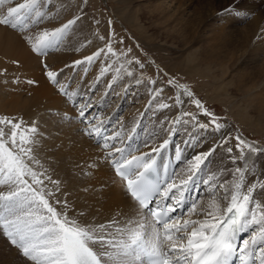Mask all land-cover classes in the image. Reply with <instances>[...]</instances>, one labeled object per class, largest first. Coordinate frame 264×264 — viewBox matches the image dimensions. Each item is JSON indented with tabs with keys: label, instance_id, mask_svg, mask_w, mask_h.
<instances>
[{
	"label": "snow or ice",
	"instance_id": "obj_1",
	"mask_svg": "<svg viewBox=\"0 0 264 264\" xmlns=\"http://www.w3.org/2000/svg\"><path fill=\"white\" fill-rule=\"evenodd\" d=\"M8 2L0 0V6ZM41 8V0H24L14 7H7L0 13V25L23 33L47 18ZM226 11L240 14L235 6ZM79 19L80 16H76L61 27L42 30L35 36L23 35L22 39L34 54L44 56L59 46L65 32ZM114 36V32L108 38L97 34V39L106 41L104 46L65 67L92 65L101 58H115L113 63H106L101 68L97 80L113 70L116 73L113 79L118 78L122 70L127 76H133L131 65L136 64L141 69L145 65L137 58H128L131 49L118 51L113 45ZM117 63L119 67L115 66ZM42 67L47 79L68 100L72 101L78 95L69 90L67 82H60L64 69L51 70L47 62H43ZM142 82L143 78L136 80L137 84ZM28 83L35 84L36 81L29 80ZM149 83L155 85L157 81L151 79ZM167 85L178 91L174 93L171 105L159 102L160 109L183 106L187 102L198 110L182 112L172 122L173 126L184 122L202 130L211 128L220 132L225 128L218 122L219 117L205 107L186 84L173 78L167 80ZM152 91V99L158 101L164 89L154 88ZM92 107L89 99L80 105L77 115L85 123L88 135L101 136L102 122L96 116L89 118ZM200 115L208 117L209 121L200 122ZM184 117L188 119L183 120ZM38 135L36 121L28 123L22 117L0 115V186L8 189L0 190V228L10 243L35 264H142L145 257L148 258L147 264H231L233 257H237L240 264H264V202L254 195L258 190L264 191V179L253 173L254 182L246 184V173L251 172L246 164L247 156L264 152V148L254 142L235 137V148L240 156L233 157V162L245 161V167H237L230 173L231 180H223L222 173L200 175L217 149L229 143L231 137L223 136L219 143L187 161L186 178L177 183L179 173L173 170L169 174L168 164L162 165L163 176L157 172L156 155L167 148L169 139H164L159 147H153L149 152L132 155L125 148L109 143L119 139V132L103 136V147L111 148L108 156L119 154L120 158L111 163L116 174L123 179L135 211L123 220L114 218L96 224L83 220V214L73 217L68 201L56 198L60 182L47 175V169H43L35 155ZM226 151L231 154L233 148L227 147ZM175 160L182 162L179 147L175 150ZM48 183L53 187L49 188ZM192 191L211 196L208 205L211 210H198L202 198L198 195L180 216L203 215V218H187L181 222V218L173 214L184 208L188 193ZM218 194L226 206L217 202ZM244 232H249L248 238L238 243Z\"/></svg>",
	"mask_w": 264,
	"mask_h": 264
},
{
	"label": "bare ground",
	"instance_id": "obj_2",
	"mask_svg": "<svg viewBox=\"0 0 264 264\" xmlns=\"http://www.w3.org/2000/svg\"><path fill=\"white\" fill-rule=\"evenodd\" d=\"M56 2L58 3L57 0ZM5 11L0 10V13ZM67 11L69 10L67 9ZM49 13H52V9L48 11ZM119 13L126 23L130 24V21L134 22L131 15ZM50 16L48 15V17ZM54 18L56 19V17ZM51 28L46 23H43L31 31L22 33L13 30L11 27L0 25V115L22 117L28 123L32 121L37 122L39 135L36 139H38L39 143L35 145L34 149L36 158L40 161L43 169H47V175L53 181L60 182V191L56 193V198L68 201L71 205V215L73 217H80V214H83L81 217L83 220L99 224L111 221L114 218L123 220L132 216L135 211L134 201L128 194L125 183L123 179L115 174L114 165L111 163L113 159L120 158L119 154L111 157L108 156L111 148L105 149L103 147V136H110L115 132H119L120 137L118 141L125 142V144L117 146L115 141H109V143L114 147L125 148L127 153H130L128 148L130 144L135 146L140 144L142 146L145 143H154L156 145L161 144L164 139H169L170 143L167 148L162 150L158 155H154L157 158L160 175L163 176L164 174L162 165L168 164V173L171 169L179 173L177 183L179 179L186 178L187 161L196 154L207 151L210 146L219 143L223 136H230V144L235 145V139L231 135V121L224 123L225 128L220 132H216L211 128L202 130L191 123L184 122L173 126L172 122L182 112H185L189 106L190 103L187 102L183 106H173L158 110V113L153 116L158 124H155L156 126L151 125L153 118H145L138 108L140 99L143 103L146 100V95L143 94L140 98L137 96L136 89L138 84L136 80L127 77L123 70L116 79H113L116 76L114 70L101 77L103 88L108 89L109 87L111 93V96L107 94L103 98L102 96L96 97L95 94L93 96L92 92H89L91 84L84 86L85 91L81 90V86L85 82L83 84L80 82L81 85L75 83L76 80L80 79L78 77L79 73L77 76H75L77 73H72L71 76L73 77L69 81H62L60 79L61 83L67 82L69 85L71 84L70 91L78 93L72 100L75 103L73 109L69 105L71 101L65 96H61V93L57 90V86L51 85L47 77L44 76L42 63L47 62L49 68L54 71L64 69L62 74L64 77L66 74L70 75L72 71V67H65L69 65V62L91 54L98 48L103 47V43L96 38L97 34L95 35L93 28L90 27L80 33L75 32L76 36L70 37L69 35L51 53L47 52L44 56L34 54L28 44L22 39V36L27 34L35 36L42 30H51ZM135 29L142 32L143 27L141 29L140 25H138L135 26ZM217 29L216 24L214 25L210 22L205 25L203 31H215ZM199 38L197 39L199 42L194 44L197 47L202 43V39ZM206 43L208 47L201 53L202 56L196 58L195 56L188 55L184 66L188 65L189 67L187 68L191 72L198 71L197 68L200 67L210 72L214 80H219V82L217 81L218 85L215 87L217 92L222 89L223 92L226 91L231 96L233 95L232 106L236 105L239 113L244 112L245 107H250L249 110L253 115L255 124H262L264 122V90L260 89L262 86L261 82H259V77H261L260 72L256 75L255 80L253 77L252 79L245 78L247 72L237 70L234 73L230 72L229 78L221 82V79L224 77L223 75L227 74L226 68H228L230 62L233 60L231 58L237 52L242 53L243 51L238 47H234L223 33L215 35L212 43ZM114 60V58L113 60H106V58L97 60L91 65L90 74H94L95 69L98 68L97 75H99L101 68L106 63H113ZM115 66L118 67L117 64ZM261 71H263L261 74L264 75V68ZM29 80H34L36 83L29 84ZM109 80L113 81L110 82ZM229 84L233 87V91L231 92L227 91ZM89 99L93 105L89 109V118L96 116L102 122L101 136L88 135L85 131V123L76 115L80 105L88 102ZM237 100H239V103L242 102L240 103L241 109L238 108ZM170 102L169 104H172L173 99ZM74 110L76 113H74ZM63 113H67L68 115L62 117ZM185 118L183 120L188 119ZM159 123H162V125ZM189 140H191V143H187ZM247 141L254 142L250 139ZM254 143L258 147L264 148L263 145L257 142ZM195 145L196 148H193ZM177 147L182 149V162H177L175 158H170L171 156L167 155V150L171 153L174 151L172 155L175 157ZM222 149H217V151ZM103 150H106V155L104 154L105 152H102ZM138 154L140 153H132V155ZM161 160L164 163H161ZM174 163L176 164L174 165ZM206 164V169H208L209 165L207 162ZM213 164L217 172L226 170L228 167L232 168L229 166L230 163H225L219 156L214 157L213 155L210 165ZM246 164L251 169L250 173H246V184L254 182L255 177L253 173L256 177L261 178L263 176L264 178V175H261L264 173V152L249 154ZM234 167L235 169L237 167H245V161L233 163ZM207 172L210 171H206L205 173ZM223 178L226 179V177ZM48 187L52 188L53 186L51 183H48ZM0 188L3 190L6 187L0 186ZM198 195L202 197L198 204V210L203 208L210 211L211 209L208 208V205L212 197L204 195L202 192L192 191L188 193L186 201L189 198V202L191 203L192 199ZM254 195L257 200L264 202V191L258 190ZM216 199L222 207L226 206V203L220 199L219 194ZM190 203L187 205V208ZM173 215L180 217L181 222L187 218H203V215H192L189 217L187 214L181 217L178 211ZM248 236L249 232H244L240 243L243 239L248 238ZM16 253V250L8 248L3 239H0V264H33L23 258L22 255L21 257Z\"/></svg>",
	"mask_w": 264,
	"mask_h": 264
},
{
	"label": "rangeland",
	"instance_id": "obj_3",
	"mask_svg": "<svg viewBox=\"0 0 264 264\" xmlns=\"http://www.w3.org/2000/svg\"><path fill=\"white\" fill-rule=\"evenodd\" d=\"M57 1L58 3L56 0H41V10L46 13L47 18L40 24L46 23V25H49L50 28L52 27L51 29H55L61 27L68 20H71L72 18L74 19L76 16H80V19L65 32L61 41H64L67 37H69V35L70 37L76 36V33L85 31L86 28L90 27L93 28L95 35H103L106 38L110 37V34L114 32V47L118 51H127L128 49H131V53H129L128 58H137L145 65L142 69L136 64L130 66L131 70H133V77L131 76L130 78H134L135 80L143 78V82L139 83L137 86V96L140 98L143 94H145L149 97L148 98L144 95L146 98L143 102L144 104L140 99V103L138 105V108L140 109L139 111L145 118H153V116L158 113V110H161L158 107L159 102L171 103L170 100L174 98V93L177 89L169 87L167 85V80L174 78L179 83L186 84L189 89L194 92L196 98L200 99L205 107L219 117V123L224 124L231 121V135L234 139L236 136H240L242 139H250L264 146V122L258 125L255 124L253 115L249 110L250 107H245L246 109H244V112L239 113L236 105L232 106L233 95L231 96V94L227 93L225 89V92H223L222 89L217 92L215 87L218 85L217 81L219 82V80H214L210 72L205 70L203 67V69H201V67L197 68L198 71L196 72H191L187 68L189 67L188 65L184 66V63L187 62L186 60L188 55L195 56L196 58L201 57V53H203V51H205L208 47L206 42L212 43V39L215 35L223 33L225 37L231 41L234 47L240 48L243 52H237L234 57L231 58L233 60L230 62L228 68H226L227 74L223 75L224 77L221 79V82L222 80L229 78L230 72L234 73V71L237 70L247 72L245 74V78L252 79L253 77L255 80L257 77L256 75L260 72L261 77H259V82H261L262 85L260 89L264 90V75L261 74L263 72L261 70L264 68V0ZM23 2L24 0H9V2L4 5L5 7L0 6V10L4 11L6 10V7H14ZM233 6L238 9L240 13L239 15L226 11V9L232 8ZM51 9L52 13L48 14V11H51ZM67 9L69 11H67ZM119 12L131 15L134 22L130 21V24L126 23L123 21ZM48 15L51 16L48 17ZM54 17H56V19ZM109 21H111V24H109ZM210 22L214 25L216 24L218 29L215 31L211 30L204 32L203 28ZM40 24L31 26L30 29L25 32L35 29V27ZM138 25H140L141 29L143 27L142 32L135 29V26ZM17 31L19 30L17 29ZM198 38L202 39V43H200L197 47L194 44L199 42V40H197ZM121 41L123 42L121 43ZM101 42L104 46L106 41ZM51 52H53V50L48 51V53ZM120 62H123V58L120 59ZM191 64L193 65V63ZM69 65H72V62H69ZM117 66L119 67L118 63ZM85 68H87V72H85ZM90 69L91 65L87 64L72 67L70 75L66 74L65 76L67 78L65 76H61L60 79L62 81H69L73 77L71 76L72 73H77L75 76L79 73L78 77H80V79L76 80L75 83L80 84L81 82V84H83L85 82L81 86V90L85 91L84 86L91 84L89 92H92V95L95 94L96 97L102 96V98L107 96V94L111 96L109 87L108 89L105 87L103 88L101 84V82L103 83L102 78L97 80V77L99 76L97 75L98 68L95 69L94 74H90ZM43 74L46 77L45 70ZM151 79L158 82L155 84V87L149 83V80ZM109 81L111 82L113 80ZM49 83L53 85L50 81ZM161 87L164 91L159 100L154 101L152 99L154 95L152 90L154 88ZM227 89L229 92L233 91L232 85L229 84ZM115 94L118 95L117 92H115ZM240 103L239 100H237L239 109H241ZM69 105L73 108L75 103L71 101ZM185 112H198V110L194 105L189 104ZM74 113H76L75 110ZM62 115V117H65V113ZM199 120L202 123H207L209 118L204 115H200ZM155 124L157 125L158 123L153 118L151 125ZM159 124L162 125V123ZM115 142L117 146L125 144V142L122 143L120 141L122 143L121 144L118 140ZM230 143L231 139L222 150L216 151L214 157L219 156L225 163H230L229 166L232 168L227 166L228 170L226 169L221 172H217V170L214 169V164L210 165L213 158V156H211L207 161L209 170L206 169V166H204V170L201 172L202 177H206L207 173H222L223 177H226V179L223 178V180L232 179L230 173L235 170V167L233 168V157H239L240 152L235 148L237 143L236 140L235 145ZM130 145H128V148L131 154L135 152L141 154L149 152L151 148L157 147L160 144L154 145V143H145L142 146L140 144L136 146L133 144ZM227 147L233 148V152L231 154L226 151ZM193 148H196V145L193 146ZM105 151L106 150H103L102 152L104 153ZM106 153L107 152L104 154L106 155ZM172 153H174V151ZM172 153L167 150V155L171 156L170 158H175ZM161 163H164V161L161 160ZM206 171L210 172L205 173ZM261 178L264 179L263 176H261ZM223 180L221 182H223ZM0 190H2V188H0ZM7 190V188H3L2 191ZM6 237L7 236L3 233L2 228H0V239H3L8 248L16 250V254L21 256L22 254L20 250L13 246L10 243L9 238ZM23 258L28 260L24 256ZM30 262L35 264L33 261Z\"/></svg>",
	"mask_w": 264,
	"mask_h": 264
}]
</instances>
